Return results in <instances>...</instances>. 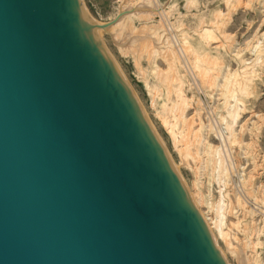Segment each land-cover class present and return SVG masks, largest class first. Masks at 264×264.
Wrapping results in <instances>:
<instances>
[{
	"label": "water",
	"instance_id": "water-1",
	"mask_svg": "<svg viewBox=\"0 0 264 264\" xmlns=\"http://www.w3.org/2000/svg\"><path fill=\"white\" fill-rule=\"evenodd\" d=\"M82 0H0V264H230Z\"/></svg>",
	"mask_w": 264,
	"mask_h": 264
},
{
	"label": "rangeland",
	"instance_id": "rangeland-1",
	"mask_svg": "<svg viewBox=\"0 0 264 264\" xmlns=\"http://www.w3.org/2000/svg\"><path fill=\"white\" fill-rule=\"evenodd\" d=\"M82 3L100 24L124 8L138 9L113 29L101 28L105 45L125 69L173 164L204 196L201 209L214 221L213 235L230 264L241 262L228 240L238 253L253 242L264 263V0ZM225 88L236 95L229 105ZM201 139L217 145L224 160L203 185L192 171L193 159H201ZM182 149L191 152L187 158Z\"/></svg>",
	"mask_w": 264,
	"mask_h": 264
},
{
	"label": "bare ground",
	"instance_id": "bare-ground-1",
	"mask_svg": "<svg viewBox=\"0 0 264 264\" xmlns=\"http://www.w3.org/2000/svg\"><path fill=\"white\" fill-rule=\"evenodd\" d=\"M120 6V5H119ZM149 7V6H148ZM127 8V7H126ZM125 9V8H124ZM123 9V10H124ZM128 9V8H127ZM130 9V8H129ZM137 8H131L129 12H127L126 14H124L116 23H118L124 16H128L129 14H133V13H136V10ZM138 10V9H137ZM140 10V9H139ZM150 10V9H149ZM160 10V9H159ZM146 11V10H145ZM151 11H153L151 9ZM157 11V10H156ZM162 11V10H161ZM159 13V12H158ZM114 23L112 26H110L109 28L105 29V31H109L110 28L113 29L114 25L116 24ZM100 24V23H98ZM101 29V28H100ZM104 30V29H103ZM224 36V35H223ZM159 37V36H158ZM237 76V75H236ZM248 76V75H247ZM238 78V77H237ZM241 79V78H240ZM176 80V79H175ZM181 82V81H180ZM181 84V83H180ZM238 84V83H237ZM236 84V85H237ZM233 85V84H232ZM242 86V85H241ZM180 87V86H179ZM244 87V86H243ZM234 88V87H233ZM233 88H230V89H227L225 88L226 90L223 92L224 95H225V101L226 103L228 104V102H230L229 98L232 99L231 96H233V93H232V89ZM221 90V89H220ZM232 93V95H231ZM240 93V92H239ZM242 93H243V89H242ZM180 94V93H179ZM235 94V93H234ZM184 95V94H183ZM236 96V95H235ZM233 96V97H235ZM236 100V98H235ZM229 105V104H228ZM184 106V105H183ZM233 113V112H232ZM223 117V116H222ZM183 118V117H181ZM165 122V121H164ZM192 123V122H191ZM227 124V123H226ZM210 126V125H209ZM170 131V130H169ZM172 135V134H171ZM180 139V138H179ZM178 141V140H176ZM183 140H179V142H182ZM186 141V140H185ZM183 141V142H185ZM188 143V142H187ZM187 143H183V144H187ZM200 156H201V159H197L199 161H196V159H193L194 160V164L192 166V171H194V176H195V180L198 184H201L203 185L205 183V176L207 175H212L211 177L213 179H215V175L214 173H216V171L218 170V168L220 169L222 167V164H223V158H222V154H221V151H220V148L215 145H212L209 141H206L205 139H201V142H200ZM187 147V146H186ZM182 148V147H181ZM189 150V149H188ZM183 151V149H182ZM194 152V151H193ZM198 152V151H197ZM188 153H191V152H187V150L183 151V156L187 158V156L189 155ZM199 154V153H198ZM199 156V155H198ZM190 165V164H188ZM222 169V168H221ZM221 171V170H219ZM226 173V172H225ZM220 173L217 175L218 177H220ZM226 175V174H225ZM210 178V177H209ZM207 180V179H206ZM212 180V179H211ZM218 180H221L220 178ZM194 184V183H193ZM224 188V187H223ZM194 192V191H193ZM221 192V191H220ZM195 193V192H194ZM250 193V192H249ZM196 194V193H195ZM202 195V194H201ZM222 195V194H221ZM197 196V194H196ZM240 196V195H239ZM224 198V197H223ZM241 198V197H240ZM238 197V203L240 205L243 204V201L242 199H240ZM197 199H198V202L199 204L203 201L204 199V196H197ZM222 199V198H221ZM237 200V199H236ZM211 204V202H210ZM222 206V203L220 204ZM217 206V205H216ZM225 206V205H224ZM200 207H201V204H200ZM243 208V207H242ZM202 210V209H201ZM233 211V210H232ZM203 212V210H202ZM215 212V211H213ZM217 212V211H216ZM219 213V212H218ZM216 214V213H215ZM203 215H204V212H203ZM207 215V214H206ZM220 215V214H219ZM214 216V215H213ZM204 217L208 220L207 216L204 215ZM215 217V216H214ZM220 219V218H219ZM213 220V219H211ZM209 221V220H208ZM210 224L213 223L214 221H209ZM216 225V223H215ZM218 226V225H217ZM215 227V226H214ZM219 227V226H218ZM211 228H212V224H211ZM219 230V229H218ZM220 235L221 237H223L224 239L226 238L228 240V235L223 232L222 230H220ZM232 241V240H231ZM230 240H228V246L230 249H232V252L236 255H239V259H240V262L241 264H264L262 262V259L259 255H257V252H256V247L255 245H253V242H249L247 244L246 242V247L243 249L245 250L243 253V255H240L242 253H238V251H236V248L232 245V242Z\"/></svg>",
	"mask_w": 264,
	"mask_h": 264
}]
</instances>
